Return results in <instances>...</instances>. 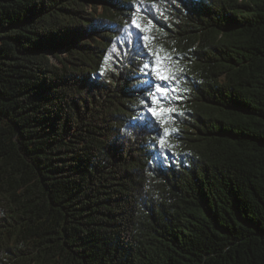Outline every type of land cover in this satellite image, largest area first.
Listing matches in <instances>:
<instances>
[{
    "label": "trees",
    "instance_id": "16d2710c",
    "mask_svg": "<svg viewBox=\"0 0 264 264\" xmlns=\"http://www.w3.org/2000/svg\"><path fill=\"white\" fill-rule=\"evenodd\" d=\"M0 264H264V0H0Z\"/></svg>",
    "mask_w": 264,
    "mask_h": 264
},
{
    "label": "snow or ice",
    "instance_id": "6c2138e0",
    "mask_svg": "<svg viewBox=\"0 0 264 264\" xmlns=\"http://www.w3.org/2000/svg\"><path fill=\"white\" fill-rule=\"evenodd\" d=\"M133 25L137 28V29H141L143 28V25H141L138 20L134 17L133 21H132ZM145 68H151L152 71H154L156 77L161 80V81H167L169 79V76L166 72H164V70L160 67L159 65V60H157L156 64L154 66L152 65H145ZM168 89L161 87L159 85L155 86V92L154 93H150V100L152 104H156L159 100L160 97H167L168 94ZM162 103V101H161ZM174 109L172 108H165V107H149L148 108V113L153 116V117H159L161 116L163 113L165 112H173ZM160 145L163 146L165 141L163 138L160 139L159 141Z\"/></svg>",
    "mask_w": 264,
    "mask_h": 264
},
{
    "label": "rangeland",
    "instance_id": "374dc122",
    "mask_svg": "<svg viewBox=\"0 0 264 264\" xmlns=\"http://www.w3.org/2000/svg\"><path fill=\"white\" fill-rule=\"evenodd\" d=\"M59 54H61L62 56H65L66 55V50H65V48H60V50H59ZM52 59H54L55 60V58L54 57H52Z\"/></svg>",
    "mask_w": 264,
    "mask_h": 264
}]
</instances>
